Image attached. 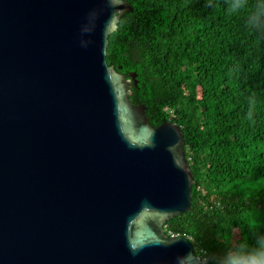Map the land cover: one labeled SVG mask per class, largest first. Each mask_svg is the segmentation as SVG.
<instances>
[{
    "label": "water",
    "instance_id": "water-1",
    "mask_svg": "<svg viewBox=\"0 0 264 264\" xmlns=\"http://www.w3.org/2000/svg\"><path fill=\"white\" fill-rule=\"evenodd\" d=\"M124 0H0V264H180V126L148 122L108 66ZM136 84V81H134Z\"/></svg>",
    "mask_w": 264,
    "mask_h": 264
},
{
    "label": "trees",
    "instance_id": "trees-1",
    "mask_svg": "<svg viewBox=\"0 0 264 264\" xmlns=\"http://www.w3.org/2000/svg\"><path fill=\"white\" fill-rule=\"evenodd\" d=\"M124 1L106 63L134 74L128 98L151 125L180 126L192 173L190 207L164 232L194 252L252 240L264 231V34L247 26V9L230 14L229 0Z\"/></svg>",
    "mask_w": 264,
    "mask_h": 264
},
{
    "label": "clouds",
    "instance_id": "clouds-1",
    "mask_svg": "<svg viewBox=\"0 0 264 264\" xmlns=\"http://www.w3.org/2000/svg\"><path fill=\"white\" fill-rule=\"evenodd\" d=\"M245 9L247 26L264 34V0H255L251 5L246 0H229L230 14H239ZM247 116H252L251 102ZM180 264H264V231H256L252 240L232 239L221 252H210L207 249L189 251L181 257Z\"/></svg>",
    "mask_w": 264,
    "mask_h": 264
},
{
    "label": "built area",
    "instance_id": "built-area-1",
    "mask_svg": "<svg viewBox=\"0 0 264 264\" xmlns=\"http://www.w3.org/2000/svg\"><path fill=\"white\" fill-rule=\"evenodd\" d=\"M166 235L171 236V237H178L179 236L178 233H173L171 231H168ZM183 237H185V236H183Z\"/></svg>",
    "mask_w": 264,
    "mask_h": 264
}]
</instances>
